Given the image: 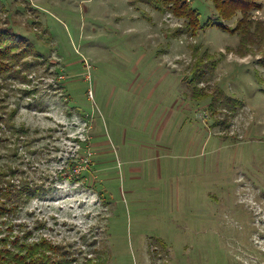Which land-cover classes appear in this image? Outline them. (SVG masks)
Returning a JSON list of instances; mask_svg holds the SVG:
<instances>
[{"label": "rangeland", "instance_id": "1", "mask_svg": "<svg viewBox=\"0 0 264 264\" xmlns=\"http://www.w3.org/2000/svg\"><path fill=\"white\" fill-rule=\"evenodd\" d=\"M189 2L235 28L239 14ZM0 19L42 59L30 84L4 82L16 113L0 130L30 140L0 142V168L48 188L11 216L30 241L73 264L102 246L109 264H264V43L215 26L190 38L141 0H0Z\"/></svg>", "mask_w": 264, "mask_h": 264}, {"label": "trees", "instance_id": "2", "mask_svg": "<svg viewBox=\"0 0 264 264\" xmlns=\"http://www.w3.org/2000/svg\"><path fill=\"white\" fill-rule=\"evenodd\" d=\"M151 6L152 9L173 15L183 20L180 31L186 32L190 38L199 30L215 26L223 31L234 33L235 31L241 40V49L251 50L254 45V38L257 44L264 43V23L261 20L252 18V11L259 9L260 4L256 0H212L215 8L223 20H229L239 14L235 19V28L224 24H217L207 21L201 24L199 13L190 6L189 0H141ZM182 33V32H177ZM32 57L35 62H31ZM42 63L41 55L33 51L29 41L19 34H16L6 19H0V130L8 128L13 130L15 109L7 110L4 105V98L7 93L3 90L7 79H14L20 84L28 85L31 80L28 78L30 67ZM209 66H214L211 64ZM34 91V89L32 90ZM30 90H23L29 94ZM18 134H27L28 128L21 126L16 129ZM5 136V135H4ZM13 142L12 154L18 149L17 144H28L29 139H9L0 137V142ZM12 144V143H11ZM11 151V150H10ZM14 169L5 165L0 168V264H73L77 261L69 247L56 244L51 240L40 237L30 241L32 231L27 230L25 224H16L11 221V216L21 205L26 204L34 197H44L48 188L42 185L17 186L13 180ZM93 187V186H92ZM43 227L38 222L34 229ZM163 247L165 245H162ZM165 248V247H164ZM96 254L84 257L81 264H109V255L102 246Z\"/></svg>", "mask_w": 264, "mask_h": 264}]
</instances>
